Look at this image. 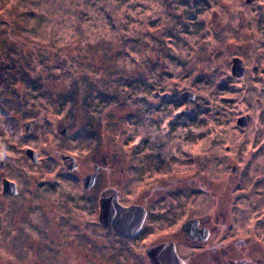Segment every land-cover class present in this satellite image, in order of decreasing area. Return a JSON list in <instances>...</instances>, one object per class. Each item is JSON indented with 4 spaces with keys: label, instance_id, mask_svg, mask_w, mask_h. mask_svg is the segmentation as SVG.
<instances>
[{
    "label": "rangeland",
    "instance_id": "obj_1",
    "mask_svg": "<svg viewBox=\"0 0 264 264\" xmlns=\"http://www.w3.org/2000/svg\"><path fill=\"white\" fill-rule=\"evenodd\" d=\"M0 70V264H46L41 235L13 234L1 178L72 182L60 152L103 146L128 150L131 193L145 153L180 223L188 193H226L237 237L264 249V0H0Z\"/></svg>",
    "mask_w": 264,
    "mask_h": 264
},
{
    "label": "flooded vegetation",
    "instance_id": "obj_2",
    "mask_svg": "<svg viewBox=\"0 0 264 264\" xmlns=\"http://www.w3.org/2000/svg\"><path fill=\"white\" fill-rule=\"evenodd\" d=\"M74 126L72 121L63 123L60 140ZM126 151L103 146L84 163L60 152L59 162L73 175L72 182L57 180L59 173L52 180L38 170H28L24 184L8 178L16 187L12 193H4L3 187V196L11 198L4 211L11 216L15 237L28 225L27 238L32 232L41 235L37 243L33 237L29 240L34 243L30 247L46 264H156L152 252L164 244H170L184 264H264L263 246L253 234L250 242L251 236L237 237L241 228H235L229 212L240 203L228 204L226 193H209L216 195L210 202L190 192L188 215L180 223L184 208L177 193L161 192L160 177L154 179L156 186L147 187L145 153L140 190L130 192Z\"/></svg>",
    "mask_w": 264,
    "mask_h": 264
},
{
    "label": "water",
    "instance_id": "obj_3",
    "mask_svg": "<svg viewBox=\"0 0 264 264\" xmlns=\"http://www.w3.org/2000/svg\"><path fill=\"white\" fill-rule=\"evenodd\" d=\"M243 61L240 58H234L233 61V67L232 72L233 74H236L238 70H241L240 67H243ZM245 73V69L242 70V73L240 76H243ZM27 154L34 160L38 161V155L37 152L33 149H28ZM16 187V184L9 180L8 178H4L3 181V187H4V193H12L13 188ZM188 224H185L184 228L187 229ZM152 260L156 262V264H184L182 260L177 256L175 249L171 247L170 244H164L158 248H156L152 252Z\"/></svg>",
    "mask_w": 264,
    "mask_h": 264
},
{
    "label": "trees",
    "instance_id": "obj_4",
    "mask_svg": "<svg viewBox=\"0 0 264 264\" xmlns=\"http://www.w3.org/2000/svg\"><path fill=\"white\" fill-rule=\"evenodd\" d=\"M236 58V57H235ZM237 58H240V57H237ZM240 59H242V58H240ZM243 65H244V62H243ZM1 73H5V71H3V70H0V74ZM3 79H4V81L6 80V78H4V76H1ZM190 93V92H189ZM193 94V96H194V98H192L191 100H194L195 99V97H196V95L194 94V93H192ZM180 98H182V100H186L185 99V96L183 95V94H181V97Z\"/></svg>",
    "mask_w": 264,
    "mask_h": 264
}]
</instances>
